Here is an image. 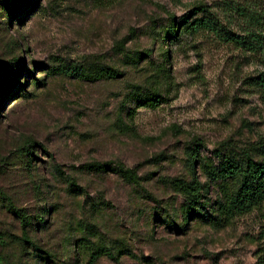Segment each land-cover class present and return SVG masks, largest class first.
<instances>
[{
    "label": "rangeland",
    "instance_id": "obj_1",
    "mask_svg": "<svg viewBox=\"0 0 264 264\" xmlns=\"http://www.w3.org/2000/svg\"><path fill=\"white\" fill-rule=\"evenodd\" d=\"M200 4L237 32L247 26L241 8L264 13V0H0L6 264H264V202L226 218L237 180L204 171L247 151L259 158L264 57L208 29L185 31L211 16L192 13ZM153 92L165 101L144 105ZM197 143L208 188L199 215L184 220L168 180L192 179Z\"/></svg>",
    "mask_w": 264,
    "mask_h": 264
},
{
    "label": "trees",
    "instance_id": "obj_2",
    "mask_svg": "<svg viewBox=\"0 0 264 264\" xmlns=\"http://www.w3.org/2000/svg\"><path fill=\"white\" fill-rule=\"evenodd\" d=\"M246 11V12H245ZM244 12V13H243ZM193 14L208 13L210 17H200L191 21L185 31L191 33L199 29H208L213 32L218 38L225 42H233L242 48H248L251 51H256L264 57V29L261 27L264 23V13L256 9L241 8L240 14H246L247 26L242 32H237L234 29L226 28L228 26L221 22L220 17L215 12L211 11L210 7L205 4H200L192 9ZM76 76L91 80L94 77L78 71ZM107 75H116V71H107ZM257 84L264 89V71L260 73ZM165 101V98L158 93H149L145 95L143 104L155 106L158 103ZM202 143H197L196 147H188L189 165L193 173L190 181L180 178L168 180L172 187L183 195L185 204L183 207V219L187 220L190 216L199 215L202 205L203 192L208 188L207 183L198 179L196 175V162L200 158L199 147ZM30 146H32L30 144ZM256 152L259 158L252 152L247 151L243 159H232L231 157L224 158L219 166L213 164H205L204 171L209 180L218 179H235L237 186L233 193L228 195L225 201L221 204V209L226 218H232L236 215H242L248 211L257 208L264 202V140H259L256 143ZM90 168L97 171H106L109 169L108 163H93L88 165ZM117 172L122 178L132 182H138V176L134 168H127L123 165H118L111 168ZM11 211L16 214L23 225L27 222V217L21 210L11 207ZM0 264H6L4 258L0 255Z\"/></svg>",
    "mask_w": 264,
    "mask_h": 264
}]
</instances>
